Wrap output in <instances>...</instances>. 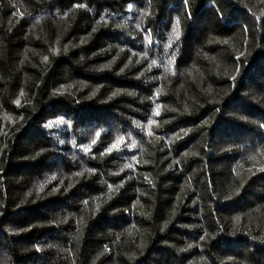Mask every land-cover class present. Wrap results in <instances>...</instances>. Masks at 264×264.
I'll list each match as a JSON object with an SVG mask.
<instances>
[{
  "label": "trees",
  "instance_id": "16d2710c",
  "mask_svg": "<svg viewBox=\"0 0 264 264\" xmlns=\"http://www.w3.org/2000/svg\"><path fill=\"white\" fill-rule=\"evenodd\" d=\"M0 264H264V0H0Z\"/></svg>",
  "mask_w": 264,
  "mask_h": 264
},
{
  "label": "snow or ice",
  "instance_id": "6c2138e0",
  "mask_svg": "<svg viewBox=\"0 0 264 264\" xmlns=\"http://www.w3.org/2000/svg\"><path fill=\"white\" fill-rule=\"evenodd\" d=\"M16 15H22V13H20L19 11L16 13ZM173 34H174V37L175 38H178L179 37V28L177 26L176 29L173 30ZM146 39L148 40V43L151 44L152 41H151V38H150V35L146 37ZM154 63V62H153ZM158 114V113H157ZM57 123H63V121H58ZM97 136L100 135V133H97L96 134ZM124 141V138L123 137H117L116 141L107 149V152H112L113 149H119L121 143H123ZM93 143H95V140H93ZM131 146H135L134 143L133 145ZM89 149L88 148H85V151H88ZM125 167H131V165H126Z\"/></svg>",
  "mask_w": 264,
  "mask_h": 264
}]
</instances>
